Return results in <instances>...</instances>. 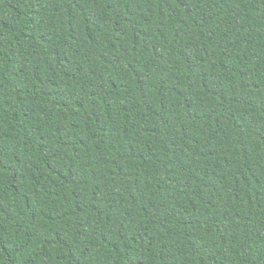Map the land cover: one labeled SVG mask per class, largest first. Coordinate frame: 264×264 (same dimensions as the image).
Listing matches in <instances>:
<instances>
[{"label":"trees","instance_id":"trees-1","mask_svg":"<svg viewBox=\"0 0 264 264\" xmlns=\"http://www.w3.org/2000/svg\"><path fill=\"white\" fill-rule=\"evenodd\" d=\"M0 264H264V0H0Z\"/></svg>","mask_w":264,"mask_h":264}]
</instances>
